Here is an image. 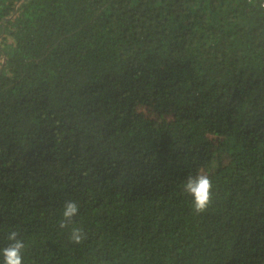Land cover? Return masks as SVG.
<instances>
[{"label": "trees", "instance_id": "obj_1", "mask_svg": "<svg viewBox=\"0 0 264 264\" xmlns=\"http://www.w3.org/2000/svg\"><path fill=\"white\" fill-rule=\"evenodd\" d=\"M12 230L24 264H264L260 1L0 0V249Z\"/></svg>", "mask_w": 264, "mask_h": 264}, {"label": "clouds", "instance_id": "obj_2", "mask_svg": "<svg viewBox=\"0 0 264 264\" xmlns=\"http://www.w3.org/2000/svg\"><path fill=\"white\" fill-rule=\"evenodd\" d=\"M183 192L192 197L193 211L203 214L210 208L213 200V185L208 175L198 172L196 176H189L183 184ZM79 213V205L74 201H68L62 209V219L59 221L61 229L69 231V241L72 244L80 245L87 239L84 229L74 223V218ZM8 246L0 249L3 257V264H24L23 252L25 242L16 230L8 233Z\"/></svg>", "mask_w": 264, "mask_h": 264}, {"label": "built area", "instance_id": "obj_3", "mask_svg": "<svg viewBox=\"0 0 264 264\" xmlns=\"http://www.w3.org/2000/svg\"><path fill=\"white\" fill-rule=\"evenodd\" d=\"M260 1V5L262 6V7H264V0H259Z\"/></svg>", "mask_w": 264, "mask_h": 264}]
</instances>
